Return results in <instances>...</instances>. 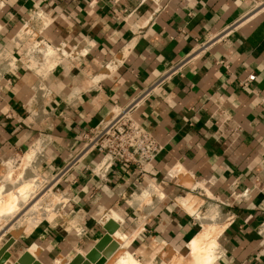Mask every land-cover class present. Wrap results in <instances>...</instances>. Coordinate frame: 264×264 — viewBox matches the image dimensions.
Instances as JSON below:
<instances>
[{
  "label": "crops",
  "instance_id": "1",
  "mask_svg": "<svg viewBox=\"0 0 264 264\" xmlns=\"http://www.w3.org/2000/svg\"><path fill=\"white\" fill-rule=\"evenodd\" d=\"M253 8V0H0V55L15 61H0V167L39 146V170L58 177L76 230L40 223L11 260L33 245L48 261L94 247L111 211L123 218L121 236L137 234L133 253L145 244L187 253L202 229L197 215L213 211L227 224L213 264H264V14ZM42 13L50 23L44 32L37 22L40 40L60 56L40 77L22 63L21 30ZM136 100L135 119L162 153L145 178L122 165L98 177L102 156L83 154L85 137ZM149 183L164 198L132 204ZM189 195L203 201L194 216L178 204Z\"/></svg>",
  "mask_w": 264,
  "mask_h": 264
},
{
  "label": "bare ground",
  "instance_id": "2",
  "mask_svg": "<svg viewBox=\"0 0 264 264\" xmlns=\"http://www.w3.org/2000/svg\"><path fill=\"white\" fill-rule=\"evenodd\" d=\"M257 13L264 14V6L261 9H259ZM0 30H1V25H0ZM27 30L28 27H23L21 32L26 33ZM53 51L57 52L58 50L52 49L51 51L49 48L46 57H51L53 55L51 52ZM62 55L66 56L67 54L65 51H62ZM41 150L42 149H40L39 146L36 147L35 149H32L31 152L27 153L23 158L22 168L18 170L16 169L15 171L11 170V172L8 173L9 180H7V182L5 181L3 185L0 182V229H3V231H1L0 233V239L7 232H11L14 236V239H20L21 237L25 238L31 235L34 229L43 220L50 222V224L53 223L54 218L53 215H51L52 213L51 211L53 210L52 209L49 210L48 208L50 203H54V197L51 195L48 196V192H49L48 190L45 192H39L40 190L39 186L41 184L37 185L36 180H30V179L28 181L23 180L24 170L26 169L27 166H29L30 163L35 161V159L41 153ZM166 173H168L173 177L178 175V172L176 170L166 169ZM21 180H22L21 186H19L18 188L16 187L17 188L16 192L6 193L4 191L5 185L7 183L9 184L13 183L14 185H16L19 184ZM149 188H150L149 190H145L142 193V195L139 197L141 198V201L143 200L144 202H147L149 199H151L149 198L151 196L149 195L151 194V192L155 193V195L157 194L160 200L164 198L163 195L164 193L162 194L158 190L157 186L153 185L150 186ZM144 202H141V204H144ZM178 204L180 205V207H182L188 213L194 216L197 213L198 207L201 204H203V201L189 195L186 197L185 200L184 199L178 200ZM142 210L143 209H141L140 211ZM28 216H30V218H27ZM197 217H199V215H197ZM23 218L26 219V221L24 220L26 224H23L21 226ZM215 218L216 217L213 211L206 214L204 218H201L204 220H208L209 222L202 223V229L198 234V236L188 245L187 253H182L180 251H171V250L167 251L164 246L161 245L151 246L146 244L141 248H139L135 253H131L129 249L132 247L133 240L135 239L137 234L132 236L123 235L122 237L121 236L116 237V233H117L116 232L112 236V240L119 245V249L115 258L111 260L112 263L111 262L108 263L152 264L154 260L160 257L164 264H213L218 257L217 254V250L219 246L218 239L220 235L223 233L224 229L227 227L226 226L227 224L222 225L217 222H214ZM7 219L10 220L7 221ZM107 219L108 220L114 219L118 224H121V222H123V220L119 217L117 213H113V215L112 216L110 215L109 217L107 216L104 219V223L107 221ZM92 248L93 247L89 248L88 250H80L77 255H79L84 260L87 256V253ZM27 251L30 257L26 259L25 264H33L35 261L44 264L40 261V255L42 253L41 247H39L38 245H33ZM138 257L143 258L144 260L148 259V261H146L145 263H141V261L138 260ZM75 259L76 257H74L71 261L67 260L68 264H76ZM6 264H11V263L6 262ZM49 264H65V263L62 259H56L52 261L50 260Z\"/></svg>",
  "mask_w": 264,
  "mask_h": 264
},
{
  "label": "rangeland",
  "instance_id": "3",
  "mask_svg": "<svg viewBox=\"0 0 264 264\" xmlns=\"http://www.w3.org/2000/svg\"><path fill=\"white\" fill-rule=\"evenodd\" d=\"M261 4V3H259ZM264 6V5H263ZM41 21L43 22V30L45 29L44 32H46L48 30V27H49V23H50V20L47 16L43 15H36L34 18H33V21L31 22L34 23L31 25H29L31 28H28V30L26 31L25 34H27L28 38H27V42L28 44L26 45V50L28 49L29 53L28 55H24L23 56V59H22V63H24L23 65H25V67H27L29 70H31L33 73L35 74H38V76H42V75H45L47 73H49L53 67H55L56 63H57V59L58 57L60 56V52H51L53 55V57H46V54L48 53V49L50 48V50L52 51V49H56L55 47L51 46V45H48L46 43H44L43 41L40 40V33L39 30L41 31L40 28H36V24H38L37 22H40ZM3 59H6L9 63H15L13 57L11 56V51L9 52H6L2 55H0V61H5ZM9 59H11L9 61ZM55 61V63H54ZM55 64V65H54ZM35 149V148H33ZM32 150V149H31ZM30 151H27L21 155H17L14 159H12L11 161L5 163L4 165H2L0 167V182L2 183V185L4 184V182L8 179V173L11 172V170L15 171L16 169H21L22 168V165H23V158L25 157V155ZM39 160H40V154L38 155V157L35 159L34 162L30 163L29 166L26 167V169L24 170V175H23V180L24 181H28L29 179L30 180H36V184L37 185H40L39 188V192H45V191H49L48 192V196L51 195L54 197V203H50L49 204V210H53L51 211V215H53V223L57 224V225H60L62 224L63 227L69 232H72V233H75L76 230L72 231L68 226L67 224L72 222L73 220V217H70L69 215V207L68 205L66 204V197L64 196V191H63V186L59 184L58 182V177H51V178H46L43 173L40 172L39 170ZM3 171V172H2ZM5 172V174H4ZM38 176V178H37ZM21 183H22V180L19 184H16L13 185L12 184H9L7 183L5 185V192L6 193H14L16 192L17 188L19 186H21ZM155 185V184H154ZM150 186H153L152 184H147V186L137 195L134 197V202H132V204H135L136 202H144L143 200L140 201L141 198H139L141 196V194L145 191V190H149ZM156 186V185H155ZM17 187V188H16ZM42 189V190H41ZM45 189V190H44ZM158 190L160 191V188H158ZM151 195L147 202H144V204L146 203V205L149 203H153V198L156 197L155 193L151 192ZM158 196V195H157ZM138 198V199H137ZM104 213V212H103ZM114 213H117L119 215V217L123 220L122 216L120 215L119 212H114ZM103 215V214H102ZM110 215H108L109 217ZM200 218H204V216H199ZM8 218V217H7ZM27 218H30V216H28ZM199 219V218H198ZM10 220V219H7V221ZM24 220L26 221L25 218H23V221H22V224H26V222H24ZM47 221L46 220H43L41 223H46ZM201 223L203 222H209L208 220H200ZM214 222H219V220L217 218H215V221ZM65 224V225H64ZM58 229H62L60 228V226H58ZM1 231H3V229H0V233ZM122 234H125L124 232H118L116 233V237H120ZM13 238L14 239V236L11 232H7L6 234L3 235V237L0 239V248L8 241V239L10 238ZM122 237V236H121ZM23 237H21L20 239H14L15 243H17L18 241H20ZM88 245H85L84 248H82V246L80 247H77V251L79 252L80 250H88L86 249ZM40 247V246H39ZM76 247V246H75ZM42 249V247H41ZM129 251L131 253H133L134 251L131 250V248L129 249ZM77 252V254H78ZM10 254L13 255V254H18V251H17V248L16 247H12V249L10 250ZM74 254V256L72 255ZM76 254V255H77ZM72 255V256H71ZM75 252H71V254L69 255V257H64L63 256V259H66L68 261H71L75 256ZM5 256H6V252L3 253V255L1 256L2 257V261L6 262L5 260ZM18 256V255H17ZM15 258L13 257L12 260L9 262V263H12L13 260ZM55 260V259H53ZM138 260L141 261V263H145L147 260H144L143 258H140L138 257ZM40 261L44 264H49L50 260H46L42 257V255H40ZM152 264H164L163 262H161L160 260V257H158L156 260L153 261Z\"/></svg>",
  "mask_w": 264,
  "mask_h": 264
},
{
  "label": "built area",
  "instance_id": "4",
  "mask_svg": "<svg viewBox=\"0 0 264 264\" xmlns=\"http://www.w3.org/2000/svg\"><path fill=\"white\" fill-rule=\"evenodd\" d=\"M253 3V11L257 12L263 7L264 0H253ZM139 104L140 100H136L125 109L115 110L100 127L86 135L83 154L98 151L102 156L100 168H97L100 170L98 177L105 179L111 169L122 165L145 178L162 153L155 137L135 119Z\"/></svg>",
  "mask_w": 264,
  "mask_h": 264
},
{
  "label": "water",
  "instance_id": "5",
  "mask_svg": "<svg viewBox=\"0 0 264 264\" xmlns=\"http://www.w3.org/2000/svg\"><path fill=\"white\" fill-rule=\"evenodd\" d=\"M188 186V184H187ZM113 211L109 212L108 215H113ZM124 221L118 224L114 219L109 220L104 226L105 235L94 245V247L87 253L86 258L83 260L79 255H76V264H111L119 249V245L112 240V236L121 230ZM15 245L14 239L11 237L8 241L0 248V264H6L10 262L12 255L10 249ZM6 252L5 260L2 261V255ZM29 253L26 251L17 261L11 264H25L28 259ZM56 259H62L65 264H68L67 259H63V256H59ZM55 259V260H56ZM111 262V263H108ZM33 264H41L35 261Z\"/></svg>",
  "mask_w": 264,
  "mask_h": 264
}]
</instances>
